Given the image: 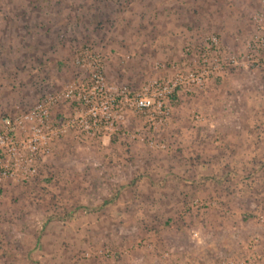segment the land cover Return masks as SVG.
<instances>
[{
	"label": "rangeland",
	"instance_id": "rangeland-1",
	"mask_svg": "<svg viewBox=\"0 0 264 264\" xmlns=\"http://www.w3.org/2000/svg\"><path fill=\"white\" fill-rule=\"evenodd\" d=\"M256 34L264 0H0V116L85 80L93 59L106 88L130 94L202 53L218 64L161 119L124 111L104 137L64 134L30 179L3 183L0 264H264V72L245 57Z\"/></svg>",
	"mask_w": 264,
	"mask_h": 264
},
{
	"label": "built area",
	"instance_id": "built-area-1",
	"mask_svg": "<svg viewBox=\"0 0 264 264\" xmlns=\"http://www.w3.org/2000/svg\"><path fill=\"white\" fill-rule=\"evenodd\" d=\"M256 28L261 29L258 25ZM212 41L216 56L218 48ZM263 46L264 38L258 34L245 42L248 51L245 57L264 72V58L257 60L254 56ZM211 59L216 61V58ZM93 62L97 69H90L85 80L69 82L58 93L47 94L34 102L28 110L16 109L11 115L0 116V186L3 183H25L30 179L35 174L36 162L48 155L54 141L64 134L75 139L104 137L113 133L114 123L124 111L145 115L157 109L161 119L163 104L173 92L201 89L218 68V64L210 65L202 53L200 67H193L196 64L193 63L188 69L176 68L171 78L163 82L152 81L140 92L130 94L124 88L117 93L106 88L101 81L98 62L94 59ZM59 101L70 104L72 112L56 119L51 114V107ZM224 264L246 262L226 261Z\"/></svg>",
	"mask_w": 264,
	"mask_h": 264
}]
</instances>
